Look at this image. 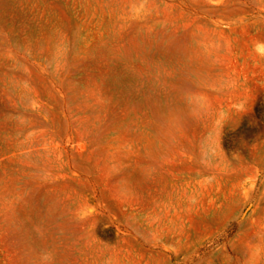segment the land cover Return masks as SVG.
Returning a JSON list of instances; mask_svg holds the SVG:
<instances>
[{"label":"rangeland","instance_id":"obj_1","mask_svg":"<svg viewBox=\"0 0 264 264\" xmlns=\"http://www.w3.org/2000/svg\"><path fill=\"white\" fill-rule=\"evenodd\" d=\"M0 264H264V0H0Z\"/></svg>","mask_w":264,"mask_h":264}]
</instances>
